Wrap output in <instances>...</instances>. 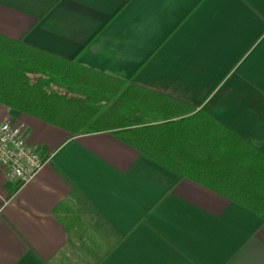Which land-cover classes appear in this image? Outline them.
Segmentation results:
<instances>
[{"label":"crops","instance_id":"crops-1","mask_svg":"<svg viewBox=\"0 0 264 264\" xmlns=\"http://www.w3.org/2000/svg\"><path fill=\"white\" fill-rule=\"evenodd\" d=\"M0 35L192 105L264 155V0H0ZM46 162L0 167V264H264V219L123 143L0 104Z\"/></svg>","mask_w":264,"mask_h":264},{"label":"trees","instance_id":"trees-1","mask_svg":"<svg viewBox=\"0 0 264 264\" xmlns=\"http://www.w3.org/2000/svg\"><path fill=\"white\" fill-rule=\"evenodd\" d=\"M0 104L70 137L112 132L182 178L264 219V155L195 106L2 35Z\"/></svg>","mask_w":264,"mask_h":264},{"label":"built area","instance_id":"built-area-1","mask_svg":"<svg viewBox=\"0 0 264 264\" xmlns=\"http://www.w3.org/2000/svg\"><path fill=\"white\" fill-rule=\"evenodd\" d=\"M45 163L29 145L23 123H0V167L7 177L24 185L38 175Z\"/></svg>","mask_w":264,"mask_h":264}]
</instances>
